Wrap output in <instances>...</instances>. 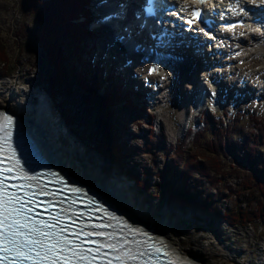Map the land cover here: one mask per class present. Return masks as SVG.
Segmentation results:
<instances>
[{
    "label": "rangeland",
    "instance_id": "1",
    "mask_svg": "<svg viewBox=\"0 0 264 264\" xmlns=\"http://www.w3.org/2000/svg\"><path fill=\"white\" fill-rule=\"evenodd\" d=\"M28 13L29 11L25 10L22 0H0V38L7 45L11 57L9 65L0 62V75L10 72L7 77H0V104L7 102L25 108H34L39 105V99L44 95L48 97L49 102L51 101L52 108L58 112H61L60 109H62L66 113H71V123L64 122L63 118L60 119V126L66 128L67 132L63 131L66 136L64 140L57 135V141L66 156L77 167L121 183L125 181L118 176L117 172H123V168H130L136 171V174H140L142 179L149 178V182L153 185L154 182L161 180L156 176L157 170H164L165 164L171 161L170 152L166 153L162 147H159L161 149L157 151L155 147L151 150H138L140 153H135L133 148L145 145L146 134L154 135V139L157 141L156 135H160L159 132L163 131L168 146L176 149L175 146L179 147L180 144L182 148H185L183 153H190V147L195 148L194 142L197 140L195 132L204 125L202 118L204 119V116L207 115L206 112L213 113L216 120L214 127L217 126L218 129L234 123L235 119V122L240 126L241 134L233 136L235 142L242 141L245 136L249 138L256 136L257 143H254L253 147L256 151L258 144L259 147L263 146L259 149L258 162L264 164V91L259 90L264 87H258L259 82L251 78L248 83L253 84V87H250L249 90L246 87L235 90L231 86L235 82L229 81L228 76L223 75L218 78L219 80L215 79L217 80L215 82L209 80L202 72L201 79H197L198 84L202 86V82L205 81V86L210 91L208 96L212 97L218 92L221 101L219 104L209 103L204 106V115L202 114L203 116L200 118V110L197 111L198 109L194 107L196 101L190 105L188 101V106L185 105L186 100L192 102V97L197 89L195 90L194 84L190 85L184 80L181 73L183 70L179 69L180 67H177L179 78H181L180 88L179 85L174 84L173 91L162 90L163 97L155 99L153 98L155 89L153 87L150 104H144L145 108L141 110L138 117L128 113L131 119L128 120V126H131L132 130L129 131V136L132 141L124 143L130 147V151L127 152L129 156H125V160L115 164L114 160L102 148L103 142L100 140L102 134H89L90 131L100 129L98 120L101 110L94 100L97 97H104L103 88L96 80L91 82L96 88V94L89 98V93L77 83L70 71L67 84L57 88L55 96L52 97V87L49 83L52 69L45 57L41 55V49L33 33L31 34L29 31L30 25L33 27L35 21ZM21 29L22 31H20ZM113 38L112 32L107 28L103 31L101 38L97 34H94V38L90 37L86 48L89 49L95 45L96 51L100 53L101 57L107 58V55L111 53V58L116 62L114 58L122 57L123 52L117 43L112 42ZM258 58L264 62V57L258 56ZM117 63L119 62L117 61ZM175 63H167L166 68L173 67L175 69ZM132 64H136V70L141 80L144 82L148 80L150 64H146L142 60H135ZM154 81L164 84L169 80L162 74L158 80ZM221 81L224 84H221ZM237 96L240 98L234 100L233 98ZM189 121H191L190 128L188 127ZM214 131L208 129L207 132L211 135ZM110 132L114 135L111 140L115 145L113 138L116 137L117 131L113 128V123ZM153 151L156 154L152 155ZM225 152L227 153L226 150ZM244 156L243 153L242 157ZM228 159L232 160L233 156L229 155ZM125 161H128L129 164H126ZM120 166L123 168L121 169ZM228 170H230L229 167ZM143 171L149 172L148 177L143 174ZM250 175L253 181L247 178L243 179L241 175L238 177L232 175L227 178L228 182L222 181V184L211 186L210 189L203 187L207 193L214 195L216 201H220L219 204L214 203L213 208L218 207L222 216L208 210L187 207L170 201L167 197L160 196L159 189L155 186H151L149 191H142L139 187L134 186L126 192L133 202L146 210L147 214L172 223L175 231L189 242L191 247L202 250L209 261H214L215 264H264V214H261V217L260 214L255 215L253 212L264 210V196L257 193L256 178L254 177L256 174L251 173ZM246 181H248L247 190L249 189V191L242 194L246 190L243 188ZM227 186L229 187L227 188ZM250 191H253L254 197L250 198ZM246 204H250V208H247ZM259 206L260 208H258ZM237 209H241L248 216H253L252 219H248L244 224H241L239 220L230 223L223 219L227 217L224 214L225 210L236 211Z\"/></svg>",
    "mask_w": 264,
    "mask_h": 264
},
{
    "label": "trees",
    "instance_id": "2",
    "mask_svg": "<svg viewBox=\"0 0 264 264\" xmlns=\"http://www.w3.org/2000/svg\"><path fill=\"white\" fill-rule=\"evenodd\" d=\"M22 3L25 10L29 11L28 14L35 21L33 27L30 25L31 29L29 31L31 34L33 33L41 49V55L45 57L52 69L51 80L49 82L52 87L51 96H55L57 88L67 84L68 73L71 71L77 83L89 93L88 97H93L96 94V89L92 83L88 82L86 75L80 72L75 73L73 66L68 65L72 57V52L78 56L80 49H83L81 43L85 41L84 38L89 37L92 33L89 27H87V23L91 19V0H22ZM81 16H85L86 23L75 20ZM78 58L82 59L81 55ZM0 62L4 65L11 63L8 47L2 38H0ZM9 74L10 72H7L1 74L0 77H7ZM117 99L121 100L122 97L116 93H111L104 97H97L94 100L101 110V115H99L98 120L100 129L89 132V134L95 135L102 134V139H100L103 142L102 148L114 160L115 164L125 160V156H129L127 154L128 150L130 151V147L127 144H125L126 147L119 144L117 141L118 135L113 138L115 145H113L111 140L112 136H114L110 132L112 122H117L113 114L112 105ZM127 105H130L132 109L137 108L131 100L127 102ZM60 110L64 122L71 123V113H66L62 109ZM215 121L214 115L206 116V119H204L205 127L195 132L197 140L194 142L195 148L193 146L190 147V153H183L182 151L185 152V148H182L181 145L176 149L168 146L164 134L156 135L157 141H155L154 135L146 134L145 145L143 147H134L133 151L135 153H140L138 150H151L155 147L159 151L161 149L159 147H162L166 153L170 152V157L172 158L170 162L165 164L164 170H157L156 176L161 180L154 182L153 185L149 182V178L142 179L140 174H136V171L133 169L123 168V166L120 167L121 169L123 168V172L126 175L135 180L137 187L142 191H149L151 186H155L159 189V195L167 197L170 201L187 207L208 210L218 216H222L221 211L218 207L213 208V205L214 203L219 204L220 201H216L214 195L207 193L203 187L210 189L211 186L222 184V181L228 182L227 178L232 175L237 177L241 175L243 179L247 178L253 181L250 175L253 173L256 174L254 177L256 178L257 193L264 196V164L258 162V156L260 155L259 149L263 148V146L259 147L258 144L255 151L253 144L257 143L256 136H250L251 139L245 136L242 142L246 154L244 157H240L235 151V146L240 141L235 142L233 137L236 134H240V126L234 119V123L227 125L225 128L218 129L217 126L214 127L216 124ZM208 129L215 131L209 135L207 132ZM151 153L152 155L156 154L155 151ZM230 154H232L233 159L229 161L228 155ZM125 162L129 164L128 161ZM228 167L230 170H228ZM148 173L143 171L146 177H148ZM150 173L152 174V171ZM248 187V181H246L243 187L246 190L242 194L248 193ZM249 196L250 198L255 196L253 195V191H250ZM245 198L249 199L247 196ZM246 206L250 208V204H246ZM234 211L225 210L224 214L227 217L223 219L230 223L239 220L241 224H244L248 219H252L253 217L251 215L248 216V214L246 215L241 209ZM253 212L255 215L264 214V210H256Z\"/></svg>",
    "mask_w": 264,
    "mask_h": 264
},
{
    "label": "bare ground",
    "instance_id": "3",
    "mask_svg": "<svg viewBox=\"0 0 264 264\" xmlns=\"http://www.w3.org/2000/svg\"><path fill=\"white\" fill-rule=\"evenodd\" d=\"M179 1L183 5H190V3L191 4L194 3L195 0H179ZM90 11H91L90 14L92 18L94 17L95 11H96L95 9H93L92 4L90 5ZM75 20L77 22L86 23L85 16L78 17ZM87 27H89L92 33L89 37L84 38L85 41L81 43V47L83 49H80V53H78V56L74 52H72V57L68 65H71V67L73 66L74 68L73 71H75V73L80 72L82 74H85L86 78H88L89 83L91 82L93 83V81L96 80L97 83L103 88L104 96L107 94H111L113 90H115L114 93L118 95L121 94V96L120 95L119 96L123 97L125 95L124 93H126V90L129 91V94L133 98V100L131 101L137 107L135 108V111L137 114H139L141 110L145 108L144 104L145 105L150 104L151 95H152L151 92L153 91L154 88L155 89L153 91V98L155 99H157V97H161V98L163 97L162 96L163 92H161L162 90L170 89L171 91H173L172 88L174 84L179 85V88H180L181 78H179V75H178L179 71L177 69V67L180 66L179 63H175V69H173V67L166 68L167 64L162 63V68H159L160 69L159 72H161L160 76L162 74L167 76L169 80L167 83L159 84L157 83V81L150 79L149 78L151 77L150 75L147 76L149 78V81L146 80L144 82L143 80H141V77L136 72L137 71L136 66H135L136 64L132 65V68L129 69L125 67L124 65H121L120 62L117 63V60L115 58L114 59L116 62H114V60L111 58V53L107 55V58L101 57L100 53L96 51L95 45L87 49L86 44L89 42L90 40L89 38L90 37L94 38V34H97L88 23H87ZM235 30L237 31L238 28H236ZM253 30H256V27H253ZM238 33L239 32H232V36L236 37ZM240 42H241V45H238V46L234 45L232 48V51L235 50V52L234 53L231 52V54H235L236 57L231 56L230 58L223 60L224 62H222V65L218 67L217 70L211 69L210 63L207 64L209 69H207L205 72L206 76L208 77L209 80L211 79V81H215V82H217V80L215 79L221 78L223 75L228 76L229 81L235 82V84L234 83L232 85L230 84L231 86H233V89L235 90H238V89L240 90L241 87H246V89L249 90L250 87L254 86L253 84L248 83L250 82L251 78L253 80L256 79L259 82L260 85L258 87L260 88L261 86L264 87V62L261 61L262 60L261 58L260 59L258 58V56L264 57V50H263L264 40H262L261 37L257 35H253V36H249L245 40H241ZM219 46L220 45H215L213 48H217ZM227 47H228L227 44L222 46L223 49H227ZM80 55L82 59L78 58L80 57ZM91 56L94 59L96 58V61L103 60L104 67L108 69L109 67H112L113 72L105 73L99 70V68L97 67V64L90 63L89 57ZM241 59L243 60L242 63L239 62ZM231 61L236 63L237 65L232 66L230 64ZM172 62H175V61L173 60ZM153 66L158 67V64L156 62H153ZM219 70L221 71L219 72ZM158 73H154L151 75H155ZM181 73L186 82H188L190 85H193V84L195 85L197 78L189 66H187L185 70H183ZM110 80H112L113 82L111 89L107 84V81H110ZM202 83H203L202 93L204 95L207 93L208 95L210 91H208L209 89L205 86V81ZM221 84H224V82L221 81ZM113 87H115V89H113ZM109 89L110 91L112 90L111 93L108 92ZM197 90H198V87H197ZM259 90L264 91V89H259ZM214 97L216 100L221 101V97L218 92L215 93ZM42 98L39 99L40 100L39 105L35 106L34 108H25L21 105L8 104L7 102H5L4 104H0V108L9 109L13 111L15 114L20 115L22 118H24V120L26 121V124L28 125L30 132H32V135L35 136L39 140V142L45 149L46 154L49 156V158L52 160L53 163L57 164L58 167L64 168L65 170L73 173L76 177L81 178L82 180L92 185H96L102 188L104 191H106V193L110 196V198L119 207H121L125 211L126 214L128 215L130 214L135 219L144 221L147 224L153 226L160 234L166 237L168 241L173 246H175L178 250H180L183 254L188 255L189 257L193 258L194 260H197L201 264H215L214 261L208 260L205 253L202 250L195 248V247H191L188 244L189 242L184 240L179 235V233L175 231V227H173L172 223H168L167 221L161 218L152 217L151 215L145 212L146 210L140 208L135 202H133L130 196L128 195V193L126 192V190L128 189H125L124 183L117 182L115 180H108L94 172L88 171L81 167H77L66 156V154L63 152V150L59 146L58 144L59 142L57 141V135H59V137L62 140L66 138L65 134L63 133L64 129L59 125L60 119H62L61 113L55 110V108H52V106L50 105L51 101L49 102L47 96L43 95ZM117 100H120V99H117ZM188 101H189V105L193 104V101H196V104L194 105L195 108L202 106V108L200 109V112H201L200 118H201L204 115L203 111L205 109L203 105L205 104V102H203V105H201L202 103L201 100L198 101V100L193 99L192 97V102L190 100H186L185 105L188 104ZM120 102L122 104H127L128 101L121 99ZM208 115L209 114L205 115L204 119H206V116ZM134 119L136 120V118ZM204 119L202 118L204 125L201 128L199 127L196 130V132L200 131L201 129L205 127L206 124L204 123ZM127 127L130 128V126H128V122H127ZM188 127L189 128L191 127V121H189ZM162 132L163 131L159 133L163 134L164 132L163 133ZM175 147H178V146H175ZM235 151L240 155V157L243 156V153L246 154L245 150L243 149L242 141H240V143L235 146ZM230 156H232V154H230Z\"/></svg>",
    "mask_w": 264,
    "mask_h": 264
},
{
    "label": "snow or ice",
    "instance_id": "4",
    "mask_svg": "<svg viewBox=\"0 0 264 264\" xmlns=\"http://www.w3.org/2000/svg\"><path fill=\"white\" fill-rule=\"evenodd\" d=\"M203 3V0H201ZM143 11L149 15L154 14L153 0H144ZM200 10L193 11V17L200 18ZM113 17L105 15L102 23H108ZM193 23L192 20L188 21ZM158 67L149 69V74L159 72ZM11 116L0 114V264H126V261H135L146 253H134L131 248L124 251V246L129 242L112 243L115 239L113 233L88 232L82 228L79 232L71 225L64 224L65 217L59 213L50 214L49 219H38V213L34 210L38 207L34 197L36 192L31 191V183L11 185L14 191H9L6 179H20L24 181H38L39 176H28L21 167L16 151L12 147ZM5 159L10 166H4ZM15 173L11 177L6 174ZM60 182V181H57ZM23 191V195L20 192ZM71 192H79V189H69ZM40 195H55L41 189ZM76 201H72L75 204ZM92 201H89L91 204ZM54 208L52 202H45L44 209L49 211ZM67 211V210H65ZM94 228L106 227V225H93ZM72 238H70V235ZM83 236V239H81ZM104 237L108 242L101 243L90 237ZM79 241V242H77ZM147 243V241H145ZM94 247H84V245ZM103 249H110L118 253L111 259L109 253ZM149 252L159 254L162 249L155 245H148ZM165 256L169 253L165 252ZM147 264V262H145ZM169 264H184L179 259H169Z\"/></svg>",
    "mask_w": 264,
    "mask_h": 264
},
{
    "label": "water",
    "instance_id": "5",
    "mask_svg": "<svg viewBox=\"0 0 264 264\" xmlns=\"http://www.w3.org/2000/svg\"><path fill=\"white\" fill-rule=\"evenodd\" d=\"M7 111L9 110V109H6ZM9 111H11V110H9ZM78 178V177H77ZM167 178V177H166ZM79 179V181H83V182H85V183H88V182H86V181H84V180H82L81 178H78ZM90 184V183H89ZM92 185V184H91ZM94 186H96V185H94ZM96 187H98V186H96ZM89 188V187H88ZM106 196H108L109 198H110V196L106 193V191H104L102 188H100V187H98ZM110 200H112L111 198H110ZM113 201V200H112ZM114 202V201H113ZM115 203V202H114ZM115 205L117 206V207H119L116 203H115ZM121 210H123L121 207H119ZM125 215H127L128 217H132L130 214L128 215V214H126L125 213V211H122ZM136 221H138V219L136 220ZM139 221H141V220H139ZM142 223H145L146 225H148V226H150L149 227V229L150 230H152V231H154V232H156V233H159L153 226H151V225H149V224H147L146 222H144V221H141ZM160 234V233H159ZM160 235H162V234H160ZM163 236V235H162Z\"/></svg>",
    "mask_w": 264,
    "mask_h": 264
}]
</instances>
